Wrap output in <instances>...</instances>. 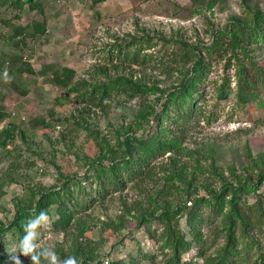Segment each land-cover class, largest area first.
Listing matches in <instances>:
<instances>
[{
    "label": "rangeland",
    "instance_id": "rangeland-1",
    "mask_svg": "<svg viewBox=\"0 0 264 264\" xmlns=\"http://www.w3.org/2000/svg\"><path fill=\"white\" fill-rule=\"evenodd\" d=\"M32 2L34 9L0 0V225L34 208L44 194L72 191L79 204L70 222L56 228L50 207L51 226L39 229L38 242L61 260L160 264L171 254L159 239L161 212L261 174L257 194L264 193V0ZM241 28L260 34L242 42ZM183 44L193 48L201 70L188 88L198 111L181 136L168 121L153 120L192 70L193 61L182 63ZM63 68L74 73L66 87L55 83ZM246 79L254 88L250 100L241 101L237 93ZM125 81L146 92L128 90ZM147 136L176 145L147 161L146 177L102 198L93 170L124 157L125 139ZM255 199L252 191L245 204ZM223 227L220 217L205 220L203 257L194 258L195 246L182 260L218 259ZM9 234L2 252L11 264L18 242ZM244 260L240 264H248Z\"/></svg>",
    "mask_w": 264,
    "mask_h": 264
},
{
    "label": "trees",
    "instance_id": "trees-1",
    "mask_svg": "<svg viewBox=\"0 0 264 264\" xmlns=\"http://www.w3.org/2000/svg\"><path fill=\"white\" fill-rule=\"evenodd\" d=\"M13 1L19 8L24 4H27L30 9L35 8L32 0ZM92 1L94 4L97 2V0ZM247 30V28L240 29L242 42L249 43L253 34L254 36L260 34L259 29L251 28ZM13 31L14 34H18L22 32V29H14ZM182 46L186 49L182 56V63L186 65L193 61L192 70L186 77L184 86L168 97L164 105L166 115L163 112L159 116L154 117L153 120L154 125L159 124V120L161 122L168 121L169 124L174 125V128L181 133V136H183L184 132L186 133L187 126L198 111V108L192 100V94L195 95V93H189L188 88L192 89L193 83L198 79L201 70L200 61L199 59L196 60L197 56L192 50L193 48H186L184 44ZM129 56L130 53H125L123 58L128 59ZM130 59L135 63L136 55H131ZM73 74V71L70 69L63 68L55 75V83L66 87ZM125 85L128 90H132L138 94H144L146 92V88L141 85H135L127 81H125ZM253 88L254 82L251 79L244 80L242 91L240 90L237 93V98L241 101L250 100L251 96L247 92ZM93 89L95 90L96 87ZM169 113H173V116L169 117ZM124 145L126 147L124 157L119 160H114L110 165L96 166L93 170L95 171L94 179H97L99 186L98 192L102 198L107 196L108 193L122 190L126 182H132L138 178L146 177L148 174V169L146 170L147 161L155 158L162 150L176 145V142L173 141L170 146H166L160 138L147 136L139 139L127 138L124 140ZM262 175L259 176L257 181H245L247 184L241 182L238 186L222 185L218 191H210L206 198L188 200L190 203L188 207L185 205L181 209H166L161 212L157 218L162 224L159 239L164 246L169 248L171 254L160 264H188L182 260V256L191 251L195 246H200V249L194 258L203 257V242L200 231L205 220L210 219V217L222 218L224 223V246L218 259L205 258L203 259L204 264H240L245 257H248L250 260V257L253 256L254 259L250 264H264V207L262 199L264 198V193L257 194ZM252 191L255 192V202L250 205L245 204ZM78 204L79 202L77 200L73 202L72 191H67L62 194L59 193V195L44 194L35 203L34 208L20 209L15 212L12 221L8 225H0V264H10L5 261V256L2 252V247L6 243V235L4 234L10 232L9 236L18 242L20 237L23 236V225L29 219L38 215L40 211H47L49 214L50 207H54V211L58 215V218L54 221V226L56 228L58 226H67L72 218V212ZM184 208V225L186 229L180 225V220L183 217L180 214L184 211ZM204 208L208 210L206 215L202 213V209ZM143 218L144 216L142 217V221L148 220ZM250 232H256L260 238L254 239L250 237ZM237 233L240 234L237 236ZM246 238L250 239V245L245 243V245H242L243 240ZM238 245L241 247L239 248ZM80 251L81 249L75 248L73 253L79 255ZM144 258L154 263L152 256H144ZM249 260L244 261L249 264ZM80 264L91 263H87L84 260ZM95 264H100V262L98 261ZM108 264L121 263L118 261H109Z\"/></svg>",
    "mask_w": 264,
    "mask_h": 264
},
{
    "label": "clouds",
    "instance_id": "clouds-1",
    "mask_svg": "<svg viewBox=\"0 0 264 264\" xmlns=\"http://www.w3.org/2000/svg\"><path fill=\"white\" fill-rule=\"evenodd\" d=\"M3 75L10 79L7 70ZM44 226H51V218L47 211H40L23 225V236L16 244L14 254L10 256L11 264H23L20 256L30 258V264H43L44 261H47V264H80L79 259L72 255L59 259L53 247L43 246L38 242L41 240L39 229Z\"/></svg>",
    "mask_w": 264,
    "mask_h": 264
}]
</instances>
